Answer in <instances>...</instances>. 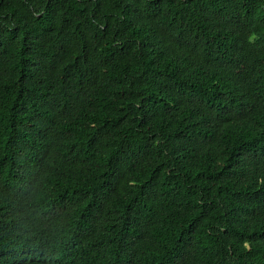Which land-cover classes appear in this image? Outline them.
Listing matches in <instances>:
<instances>
[{
  "label": "trees",
  "instance_id": "1",
  "mask_svg": "<svg viewBox=\"0 0 264 264\" xmlns=\"http://www.w3.org/2000/svg\"><path fill=\"white\" fill-rule=\"evenodd\" d=\"M0 264H264V0H0Z\"/></svg>",
  "mask_w": 264,
  "mask_h": 264
}]
</instances>
